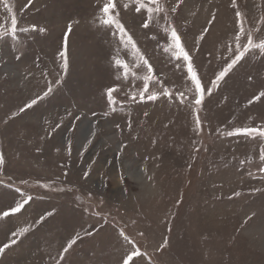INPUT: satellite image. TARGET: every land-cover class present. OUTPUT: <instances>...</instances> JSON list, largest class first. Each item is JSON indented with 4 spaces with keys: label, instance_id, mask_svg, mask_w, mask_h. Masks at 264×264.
I'll return each instance as SVG.
<instances>
[{
    "label": "rangeland",
    "instance_id": "1",
    "mask_svg": "<svg viewBox=\"0 0 264 264\" xmlns=\"http://www.w3.org/2000/svg\"><path fill=\"white\" fill-rule=\"evenodd\" d=\"M102 2L0 0V210L28 200L0 218V264H122L133 249L134 264H264V137L229 135L264 129V49L212 87L264 41V0H159L147 28L117 0L152 73L100 26ZM172 29L211 91L199 106Z\"/></svg>",
    "mask_w": 264,
    "mask_h": 264
},
{
    "label": "snow or ice",
    "instance_id": "2",
    "mask_svg": "<svg viewBox=\"0 0 264 264\" xmlns=\"http://www.w3.org/2000/svg\"><path fill=\"white\" fill-rule=\"evenodd\" d=\"M235 2V0H233ZM155 5V7H153ZM119 5L117 3V0H103L102 6L99 8L97 19L99 20V24L102 27H106L109 29H114L112 34L114 36H118L119 41L121 44H123L126 48L128 46H131V50L136 53V55L143 61V65L147 67V70L149 73L153 72V69L151 65L149 64L148 60L142 56V54L139 53V50L136 47V44L132 38V36L126 31L125 26L120 20V11H119ZM124 10H127L129 7H133L134 11L136 13H141L143 10L145 13H147V19L143 23V27L147 28L149 26V22L151 20V14L156 12H161L163 9L159 6V0H147L145 3V0H128V3H124L122 5ZM11 10V9H10ZM175 11V9H173ZM239 16L240 14L237 13ZM33 30L35 31L36 28L33 26ZM17 31V20L15 18V15H13V18L11 20V35H15ZM39 31L43 32L45 29H39ZM69 31H71V25H69ZM243 33V28L240 29V33H238L235 37L237 43L240 40V34ZM8 33H0V38H6ZM171 40L175 51V58L176 59H183L187 63V71L190 77V80L192 82V85L194 86L193 93V99L195 105L199 106L203 102V97L205 93L207 92L208 95L211 94L210 89H206L205 86L202 85L201 80L198 78V75L191 64L190 57L188 53L185 51V49L181 46L180 37L177 35L175 29H172L171 31ZM258 46L260 49H264V41H261L259 45H255L254 41L251 39V37H248L247 44L244 46L243 50H241L239 47H237V55L231 60L230 63H228L227 67L222 70L216 77V80L212 82V87L218 86V81L222 80L228 71L232 69V67L243 57L244 53L250 50L252 47ZM60 55L64 58L63 59V67L66 70L68 67V61L66 58V51L64 48L61 49ZM115 63L122 67L124 69L125 75L128 73V65L124 64L121 60L117 59ZM145 81L151 79L150 76H146ZM50 91V89H49ZM117 91L115 87H110L107 90V96L109 103H114L113 99V92ZM144 91H148L147 83L145 84ZM47 94V93H46ZM164 95L171 97V93L168 91L164 92ZM181 101L183 102L184 93H180ZM260 97H264V92L259 93L258 96L254 97V99L258 100ZM132 99H135V97H132ZM148 99H156L155 94H149ZM33 104L36 103L35 100L32 101ZM28 107H31V105H28ZM197 124H199V118H197ZM237 134V135H247V136H260L264 137V129L261 128H243V129H236L235 133H229V135ZM261 159L264 160V154L261 155ZM0 163H2V159H0ZM28 199H31L30 197ZM28 203V200H24L22 203H18L15 205V207L11 208L8 211L0 210V218L7 217L12 214L19 213L21 209L24 207L25 204ZM125 239H128L125 237ZM72 243H75V241H72ZM131 243V241H130ZM68 247H71V244L68 245ZM0 251H3V249H0ZM67 251V248L65 249ZM143 254L140 253L137 249H133L131 254L126 255L125 258L122 260V264H134V257L142 256Z\"/></svg>",
    "mask_w": 264,
    "mask_h": 264
}]
</instances>
